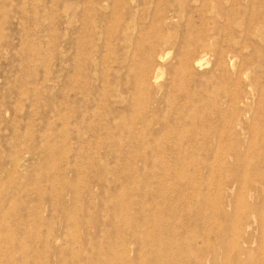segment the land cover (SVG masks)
<instances>
[{
  "label": "rangeland",
  "instance_id": "1",
  "mask_svg": "<svg viewBox=\"0 0 264 264\" xmlns=\"http://www.w3.org/2000/svg\"><path fill=\"white\" fill-rule=\"evenodd\" d=\"M0 264H264V0H0Z\"/></svg>",
  "mask_w": 264,
  "mask_h": 264
},
{
  "label": "bare ground",
  "instance_id": "2",
  "mask_svg": "<svg viewBox=\"0 0 264 264\" xmlns=\"http://www.w3.org/2000/svg\"><path fill=\"white\" fill-rule=\"evenodd\" d=\"M203 61H204L203 59H199V60L196 62V64H197V65H200V64L203 63Z\"/></svg>",
  "mask_w": 264,
  "mask_h": 264
}]
</instances>
